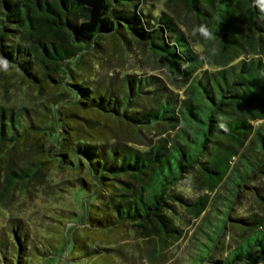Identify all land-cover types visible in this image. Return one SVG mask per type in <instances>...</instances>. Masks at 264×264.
I'll return each mask as SVG.
<instances>
[{"label": "trees", "instance_id": "trees-1", "mask_svg": "<svg viewBox=\"0 0 264 264\" xmlns=\"http://www.w3.org/2000/svg\"><path fill=\"white\" fill-rule=\"evenodd\" d=\"M179 1L0 0V264H264V0Z\"/></svg>", "mask_w": 264, "mask_h": 264}, {"label": "rangeland", "instance_id": "rangeland-1", "mask_svg": "<svg viewBox=\"0 0 264 264\" xmlns=\"http://www.w3.org/2000/svg\"><path fill=\"white\" fill-rule=\"evenodd\" d=\"M143 8L145 12L153 11L154 13H161L162 11H168L172 14H177L180 21L186 23L188 25L189 30H194L195 29V17H194V12L191 11L189 8H187L186 2L185 1H179L177 3H171L169 0H143ZM205 31V30H204ZM132 49V56L134 57H140V64H146L145 58L149 56V51L147 47H140L137 45H133L131 47ZM142 61V62H141ZM122 61L121 63H123ZM145 67H148L147 65ZM160 73L164 72L166 73V69L163 68L161 69ZM57 174H60L56 172ZM62 174V173H61ZM62 178L66 177L65 174L60 175ZM77 196L75 193L73 194V197L71 196L68 198L66 201L74 200L76 201L75 206H79L81 208L82 202H83V197L82 194H78ZM40 205V204H38ZM6 217V212L3 208L0 207V225L2 224L3 219ZM175 249V248H174ZM66 253V252H65ZM173 257H171L170 261L168 262L169 264H190L186 260L183 259L182 253L179 252L178 249H175V252H173ZM144 259H142L143 261ZM108 262V261H107ZM105 262L104 259H97L92 262V264H121V262H116V261H110V262ZM46 264H72L71 262L67 261L65 257L59 258V257H51L48 260H46Z\"/></svg>", "mask_w": 264, "mask_h": 264}]
</instances>
